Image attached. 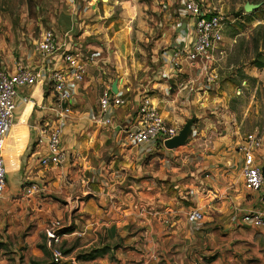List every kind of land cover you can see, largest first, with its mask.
Segmentation results:
<instances>
[{
	"label": "crops",
	"instance_id": "obj_1",
	"mask_svg": "<svg viewBox=\"0 0 264 264\" xmlns=\"http://www.w3.org/2000/svg\"><path fill=\"white\" fill-rule=\"evenodd\" d=\"M65 33L64 39L58 36L60 41L71 38L81 46L73 32ZM27 59V67L37 69L43 64L34 51ZM59 63L54 59L51 65ZM92 67L89 64L84 80L71 88V112L60 120L44 84L17 89L4 149L7 180L0 199V264L238 262L224 254L223 241L230 246L244 242L260 247L264 254V227L242 221L246 212L262 209L264 177L259 190L246 187L239 151L245 134L259 130L262 145L255 162L264 164L263 119L250 129L249 106L244 103L237 116L226 101L220 103L218 95L211 107L203 96L199 100L170 94L173 81L186 74L194 85L203 73L197 67L177 71L164 65L149 89L128 86L130 101L115 111L106 126L98 121L100 93L95 87L100 79H92ZM14 68L11 64L7 70ZM260 70L264 79V68ZM253 74L259 77L258 71ZM115 80L117 89L127 86L123 78ZM241 91L237 87V93ZM144 92L171 124L180 127L183 120L195 117L186 144L168 149L152 142L134 144L126 136L136 98ZM208 113H213V120ZM42 122L60 128L65 158L58 165L40 163L46 153V142L39 141L37 133ZM29 182L41 184L43 190L25 195L22 186ZM192 207L203 213L200 222H188ZM53 220L63 224L65 257L60 262L53 261L44 235Z\"/></svg>",
	"mask_w": 264,
	"mask_h": 264
},
{
	"label": "rangeland",
	"instance_id": "obj_2",
	"mask_svg": "<svg viewBox=\"0 0 264 264\" xmlns=\"http://www.w3.org/2000/svg\"><path fill=\"white\" fill-rule=\"evenodd\" d=\"M180 5L181 0H0V70L11 64L26 66L35 43L45 29L52 28L62 39L65 32L75 34L73 39L79 40L89 56L88 66L95 68L92 79H100L97 95L117 78H123L131 89L141 85L149 89L164 66L163 53L177 37ZM203 5L226 16L223 40L208 68L215 79L207 81L201 74L193 85L184 74L175 82H182L179 87L171 83L170 94L204 97L211 107L218 95L220 103L226 101L237 116L244 103L249 106L248 127L253 129L261 124L264 109L262 68L255 66V60L264 62V0H203ZM208 115L213 120V113ZM230 244L222 242L223 252L238 262L225 259L219 264L245 260L244 264H264L260 247Z\"/></svg>",
	"mask_w": 264,
	"mask_h": 264
},
{
	"label": "built area",
	"instance_id": "obj_3",
	"mask_svg": "<svg viewBox=\"0 0 264 264\" xmlns=\"http://www.w3.org/2000/svg\"><path fill=\"white\" fill-rule=\"evenodd\" d=\"M179 22L185 21V27L178 32L171 48L163 53L164 65L177 71L183 67L198 68L207 81L215 79V73L208 71L212 54L223 40L226 16L203 5V0H181ZM182 19V20H181ZM34 51L40 57L42 66L34 69L18 64L14 71L0 70V199L6 187V164L4 149L10 127L13 125V111L17 89L40 82L51 93L54 102L52 110L57 111L60 120L71 112V88L81 83L86 75L89 56L70 38L60 41L54 29H45L35 43ZM58 59V66L51 62ZM45 82V83H44ZM245 85V80L242 81ZM131 89L123 86L114 93L110 86L104 87L98 97L97 116L103 125H109L115 111L128 104ZM264 121V111L262 113ZM180 127L171 124L162 116L157 106L144 92L136 98L132 118L125 128L126 136L134 144L156 143L164 146V141L177 134ZM38 140H45L46 153L41 157L42 165H58L65 158L60 138V128L51 122H42L37 128ZM262 145L259 130L251 131L243 137L239 151L243 158L242 176L246 187L252 191L260 189L263 182L261 165L255 162V156ZM25 195L40 193L43 186L37 182L22 186ZM260 210H251L242 216V221L256 228L264 227V200ZM203 213L192 207L187 214L191 223L200 222ZM63 224L53 220L44 228L46 244L54 262H60L65 254L61 248L60 230Z\"/></svg>",
	"mask_w": 264,
	"mask_h": 264
},
{
	"label": "water",
	"instance_id": "obj_4",
	"mask_svg": "<svg viewBox=\"0 0 264 264\" xmlns=\"http://www.w3.org/2000/svg\"><path fill=\"white\" fill-rule=\"evenodd\" d=\"M101 1H104V0H101ZM185 23H186L185 21L181 22V24L177 28V32H179L181 29L185 27ZM110 88L114 93H117L118 89H117L116 80L112 82V84L110 85ZM194 120H195L194 116L189 117L179 128L177 134H175L171 138H168L164 141V146L168 149H173L178 146L186 144L189 136L191 135ZM261 171L264 177V164L261 166Z\"/></svg>",
	"mask_w": 264,
	"mask_h": 264
},
{
	"label": "trees",
	"instance_id": "obj_5",
	"mask_svg": "<svg viewBox=\"0 0 264 264\" xmlns=\"http://www.w3.org/2000/svg\"><path fill=\"white\" fill-rule=\"evenodd\" d=\"M255 66L257 68H264V62L263 61H260V60H255ZM102 251H103V249L101 251L97 252V254L98 253L100 254Z\"/></svg>",
	"mask_w": 264,
	"mask_h": 264
}]
</instances>
